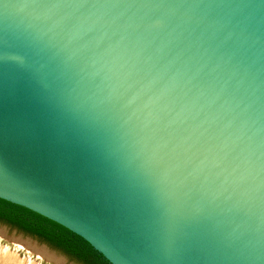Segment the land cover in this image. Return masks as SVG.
Returning <instances> with one entry per match:
<instances>
[{"label":"water","instance_id":"obj_1","mask_svg":"<svg viewBox=\"0 0 264 264\" xmlns=\"http://www.w3.org/2000/svg\"><path fill=\"white\" fill-rule=\"evenodd\" d=\"M0 200L108 264H264V0H0Z\"/></svg>","mask_w":264,"mask_h":264},{"label":"trees","instance_id":"obj_2","mask_svg":"<svg viewBox=\"0 0 264 264\" xmlns=\"http://www.w3.org/2000/svg\"><path fill=\"white\" fill-rule=\"evenodd\" d=\"M0 223L36 238L77 264H108L81 238L29 210L2 200Z\"/></svg>","mask_w":264,"mask_h":264},{"label":"rangeland","instance_id":"obj_3","mask_svg":"<svg viewBox=\"0 0 264 264\" xmlns=\"http://www.w3.org/2000/svg\"><path fill=\"white\" fill-rule=\"evenodd\" d=\"M17 241L29 244L31 247L39 250H44L48 253V255L50 254L54 258L56 257V259H59L62 264H77L61 252L51 248L45 243H42L36 238L0 223V255H11L19 262H22V264H55L53 261L41 257L34 251L21 246Z\"/></svg>","mask_w":264,"mask_h":264},{"label":"bare ground","instance_id":"obj_4","mask_svg":"<svg viewBox=\"0 0 264 264\" xmlns=\"http://www.w3.org/2000/svg\"><path fill=\"white\" fill-rule=\"evenodd\" d=\"M17 242L21 246H24L27 249L34 251L37 255L44 257L50 261H53L55 264H62V262L59 259H56V257L54 258L50 254L48 255V253H46L44 250H39L37 248L31 247L29 244H26V243H21L19 241ZM0 264H22V262H19L17 259L13 258L11 255L4 254V255H0Z\"/></svg>","mask_w":264,"mask_h":264}]
</instances>
